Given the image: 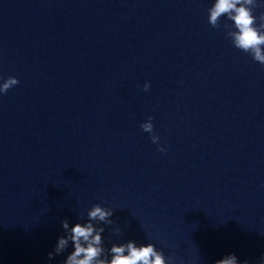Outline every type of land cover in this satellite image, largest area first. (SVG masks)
Returning a JSON list of instances; mask_svg holds the SVG:
<instances>
[{"label": "clouds", "instance_id": "clouds-1", "mask_svg": "<svg viewBox=\"0 0 264 264\" xmlns=\"http://www.w3.org/2000/svg\"><path fill=\"white\" fill-rule=\"evenodd\" d=\"M259 6L261 5L257 4V0H215L213 6L207 10L208 23L217 28L220 26V18L226 16L233 22L232 30L228 31L227 35L231 38L234 47L250 54L256 62L264 65V13L259 17V24H257V17L253 14V9ZM18 83L16 77H8L0 84V93H6ZM149 88L150 84L146 82L143 90L148 91ZM151 121L152 117H148V122L142 123L141 128L151 134L153 143H158L159 137L153 134ZM159 150L164 151L163 148ZM87 215L89 222L76 223L71 228L66 219L61 222L66 236L58 238L54 252L48 254L49 260L53 259L54 255L62 253L71 241L74 250L68 254L63 264H169L171 258L166 260L164 253L158 251L152 243L137 247L132 241L119 246L113 244L109 250L111 259H101L105 251L102 247L101 235L104 228H95L91 221L98 220L111 224L110 217L113 215V210L96 204ZM215 264H238V260L234 254H229L217 260ZM243 264H249V262L243 261ZM258 264H264V259H261Z\"/></svg>", "mask_w": 264, "mask_h": 264}]
</instances>
